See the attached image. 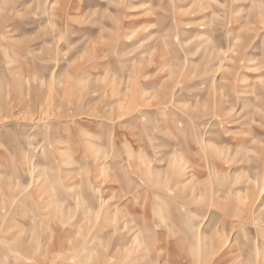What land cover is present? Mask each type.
Instances as JSON below:
<instances>
[{"label":"rangeland","instance_id":"obj_1","mask_svg":"<svg viewBox=\"0 0 264 264\" xmlns=\"http://www.w3.org/2000/svg\"><path fill=\"white\" fill-rule=\"evenodd\" d=\"M187 262L264 264V0H0V264Z\"/></svg>","mask_w":264,"mask_h":264},{"label":"bare ground","instance_id":"obj_2","mask_svg":"<svg viewBox=\"0 0 264 264\" xmlns=\"http://www.w3.org/2000/svg\"><path fill=\"white\" fill-rule=\"evenodd\" d=\"M61 218H62V217H61ZM38 229H39V227H38ZM222 246H223L222 243H221V245L219 244L218 247H217V250H219V249L222 248V250L224 251L226 248H223ZM261 246H263V244H261ZM225 247H226V246H225ZM233 248H236V244H233V245L230 247V249H229L228 251H225V253L219 254V261L222 260V258L225 256V254H229V252H231V251L233 250ZM222 250H221V251H222ZM188 254H189V253H188ZM190 255H192V254H190ZM190 255H189V256H190ZM244 255L246 256V254H244ZM189 256H188V258H189ZM195 258H196L197 260L199 259L198 256H196ZM216 258H217V257H216ZM216 258H215V259H216ZM187 260H188V259H187ZM219 261H218V262H219ZM189 262L191 263L190 259H189ZM214 262H215V261H214ZM187 264H189V263L187 262Z\"/></svg>","mask_w":264,"mask_h":264},{"label":"crops","instance_id":"obj_3","mask_svg":"<svg viewBox=\"0 0 264 264\" xmlns=\"http://www.w3.org/2000/svg\"><path fill=\"white\" fill-rule=\"evenodd\" d=\"M80 225H78L77 227H75V226H73V227H75V229H78L80 226H81V223H79ZM106 226V225H105ZM73 230V229H72Z\"/></svg>","mask_w":264,"mask_h":264}]
</instances>
